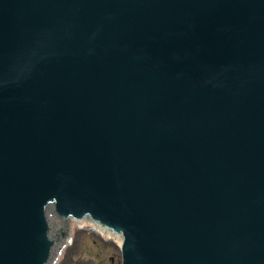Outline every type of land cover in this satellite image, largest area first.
Masks as SVG:
<instances>
[{
  "label": "water",
  "instance_id": "water-1",
  "mask_svg": "<svg viewBox=\"0 0 264 264\" xmlns=\"http://www.w3.org/2000/svg\"><path fill=\"white\" fill-rule=\"evenodd\" d=\"M56 217L264 264V0H0V264L58 263Z\"/></svg>",
  "mask_w": 264,
  "mask_h": 264
},
{
  "label": "rangeland",
  "instance_id": "rangeland-1",
  "mask_svg": "<svg viewBox=\"0 0 264 264\" xmlns=\"http://www.w3.org/2000/svg\"><path fill=\"white\" fill-rule=\"evenodd\" d=\"M68 226L56 223L55 230L68 232ZM72 233L71 245L62 249L59 262L54 264H122L123 253L118 243L86 228L74 229ZM69 237L62 239L68 240Z\"/></svg>",
  "mask_w": 264,
  "mask_h": 264
},
{
  "label": "bare ground",
  "instance_id": "bare-ground-1",
  "mask_svg": "<svg viewBox=\"0 0 264 264\" xmlns=\"http://www.w3.org/2000/svg\"><path fill=\"white\" fill-rule=\"evenodd\" d=\"M53 223H55V224L57 223L58 225H63V222L57 217L53 219ZM68 225H69L68 230L70 233H72V231L74 229H85L86 228V229H89L93 232H97L99 235H101V237H104L108 241H114V242L118 243L120 248L123 245L120 238L115 233H113L112 231H109L107 229H104L102 226H100L98 223H96L92 219H84V220H79V221H75V220L71 219L68 221ZM71 239H72V237L70 236L68 238V240H64V242L62 243L63 247H67V246L71 245V242H72Z\"/></svg>",
  "mask_w": 264,
  "mask_h": 264
}]
</instances>
